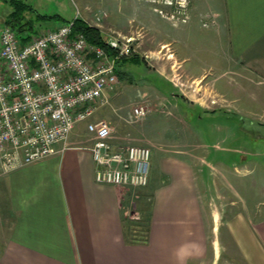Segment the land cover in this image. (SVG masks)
<instances>
[{
  "label": "crops",
  "instance_id": "1",
  "mask_svg": "<svg viewBox=\"0 0 264 264\" xmlns=\"http://www.w3.org/2000/svg\"><path fill=\"white\" fill-rule=\"evenodd\" d=\"M190 11V22L178 31L191 35L196 22L212 29L214 54L223 64L215 65L218 76L244 69L264 88V0H193ZM213 15L216 24L204 27L202 21ZM175 43L186 51L176 54L179 73L195 80L211 75L210 68L200 67V58L192 64L187 42ZM109 120L119 142L151 148L149 186L97 183L90 135L81 125L59 155L0 174V264H224V256L225 264H264V212L253 213L228 186L226 220L224 210L217 214L207 206L206 172L151 140L126 141L120 124ZM132 203L137 217L127 211ZM135 220L144 232L130 227Z\"/></svg>",
  "mask_w": 264,
  "mask_h": 264
},
{
  "label": "rangeland",
  "instance_id": "2",
  "mask_svg": "<svg viewBox=\"0 0 264 264\" xmlns=\"http://www.w3.org/2000/svg\"><path fill=\"white\" fill-rule=\"evenodd\" d=\"M11 1L0 0V36L13 12ZM18 1L33 10L24 13V21L34 23L24 36L56 29L62 20H75L79 11L80 19L103 31L105 38L119 35L134 38L131 56L140 57L141 62L119 66L120 74L126 76L119 74L117 86L106 93L108 104L97 112L94 120L111 119L120 124L122 133L130 139L145 138L168 150L170 155L181 152L187 156L197 169L206 172L210 185L207 206L216 213L224 210L223 218L230 215L228 205L232 197L228 186L238 191L253 213L257 208L264 212V88H257V79L244 69L237 73L231 69L227 75L218 76L215 65L223 67V64H219L214 54L217 38L212 29L196 22L198 26L193 33L182 36L180 29L173 28L141 0ZM101 12L108 17L100 29L95 15ZM38 16H60L61 21H38ZM175 42H187L192 64L196 65V58H200V67L210 68L211 75L205 80H195L179 73L176 54L186 51ZM173 95H182L188 103ZM193 104L200 110H194ZM139 106L149 111L147 117L127 123L130 113ZM123 118H127L124 125L120 123ZM137 204L140 209L142 202ZM130 206L127 211L137 217L138 209L133 203ZM137 223L135 220L130 227L144 232L145 228ZM221 236L224 242L225 229ZM225 257L221 260L224 264Z\"/></svg>",
  "mask_w": 264,
  "mask_h": 264
},
{
  "label": "built area",
  "instance_id": "3",
  "mask_svg": "<svg viewBox=\"0 0 264 264\" xmlns=\"http://www.w3.org/2000/svg\"><path fill=\"white\" fill-rule=\"evenodd\" d=\"M173 28L191 20L193 0H141ZM106 12L95 15L101 28ZM39 31L24 44L9 26L0 36V174L59 155L81 125L90 135L96 182L122 188L149 186L152 150L119 142L109 121L94 120L117 86V61L132 54L134 38H106L107 49L74 33L76 20ZM203 26L216 24L206 16ZM86 22V21H85ZM93 27L92 24H88ZM111 51L112 53H110ZM135 107L128 123L148 115ZM130 141V138L125 139ZM62 145L59 149L58 146Z\"/></svg>",
  "mask_w": 264,
  "mask_h": 264
},
{
  "label": "trees",
  "instance_id": "4",
  "mask_svg": "<svg viewBox=\"0 0 264 264\" xmlns=\"http://www.w3.org/2000/svg\"><path fill=\"white\" fill-rule=\"evenodd\" d=\"M12 7H13V12L11 13V15L9 16L8 20H7V25L9 27H11L15 32L16 30H18V32H16L21 40L22 43L26 44L31 40L32 35L26 34L25 36L23 35L24 33H26L27 31H30L33 27H34V23H28L25 22V16L24 13L27 11H33L28 4H26L25 2L22 1H18V0H12ZM40 18H42L43 20H59L61 21V18L59 16H53V17H46V16H38ZM63 23L67 22L62 20ZM25 23V24H24ZM23 28V29H22ZM74 33H82L85 35V37L87 38L88 42L91 45L94 46H99L102 48H106L107 49V42H106V38L102 35V33L100 32V30H98L97 28L91 27L89 26L85 21L79 19L76 20L75 25H74ZM110 53H112L111 51H109ZM113 54V53H112ZM133 56V57H132ZM128 58H122L120 60L117 61V73L118 76L120 73H122V70L119 69L120 65H126V63H129L131 61L133 62H141L140 57L138 56H134L132 55ZM121 77H125L126 74H120Z\"/></svg>",
  "mask_w": 264,
  "mask_h": 264
}]
</instances>
